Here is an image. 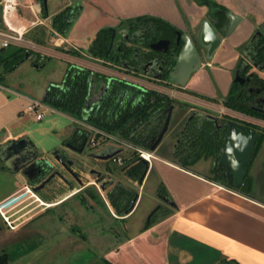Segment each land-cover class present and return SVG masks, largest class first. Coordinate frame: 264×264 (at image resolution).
<instances>
[{
	"label": "crops",
	"instance_id": "crops-1",
	"mask_svg": "<svg viewBox=\"0 0 264 264\" xmlns=\"http://www.w3.org/2000/svg\"><path fill=\"white\" fill-rule=\"evenodd\" d=\"M211 1L223 6L229 15H235L241 22L230 36L220 35L222 44L219 49L212 59L203 57L201 67L191 75L185 87L188 92L201 98L224 102L233 87L238 64L243 61V47L256 33L262 31L264 0ZM77 2H80L81 9L75 22L67 36L53 39V44L61 46L67 43L83 55H86L101 30L117 29L140 17L167 22L175 29L189 32L197 39L204 21L210 17L209 7L198 0H78L74 3L68 2L57 13L78 5ZM19 6L25 8V16L20 15ZM41 8L36 0H24L17 4L12 19L28 28L26 37L38 27L48 26L46 23L50 18L43 17ZM2 20L6 25L4 16ZM229 22L228 20L227 24ZM33 23L35 24L32 25ZM41 48L55 51L45 46ZM42 55L51 58L43 53ZM60 55L63 57L64 54ZM254 72L264 81V72L256 68ZM14 91L24 104L30 105L38 100L23 89ZM42 96L41 100L45 95ZM22 106L23 110L14 115L18 127L9 124L11 130H0V151L11 141L30 139L38 150V158L52 162L49 156L58 147L51 145V139L41 128L37 139L30 136V130H22L23 126L19 124L21 122L24 125L23 118L29 113L28 106ZM46 108L56 113L50 107ZM255 111L264 113L256 108ZM111 150L123 152L122 148ZM0 162V174L14 186L12 194L16 198L48 205L44 196L49 187L41 193L31 192L22 173L9 170L1 156ZM247 168L250 191L245 194L234 187H228L220 180L216 181L215 178L202 175L193 169L181 168L168 158L156 154L151 159L146 178L141 185L144 188L149 187L150 192L158 198V201H152L150 210L156 205L161 208L160 202L166 207L162 214L159 213L158 222L146 228L148 221L145 215L138 221H133L125 227L128 232L125 238L112 243L101 259H92L89 264H99L101 261L111 264H264V137ZM81 186L85 188L89 184ZM162 188L169 195L172 205L167 204L164 201L166 199L159 195ZM141 197L138 198L135 208L141 204ZM135 208L124 220L134 216ZM166 211L170 212L169 215L163 216ZM30 221L28 219L27 222ZM80 248H84L83 245Z\"/></svg>",
	"mask_w": 264,
	"mask_h": 264
},
{
	"label": "rangeland",
	"instance_id": "rangeland-1",
	"mask_svg": "<svg viewBox=\"0 0 264 264\" xmlns=\"http://www.w3.org/2000/svg\"><path fill=\"white\" fill-rule=\"evenodd\" d=\"M14 1L16 2V0ZM75 1L78 0H48V17L50 18L46 23L48 26H40L27 36L40 47L45 46L56 51L45 50L46 54L51 56L50 61L42 67L36 68L35 66L37 64L41 65V62H38V52H36L38 50H35L34 55L19 65L16 70L6 73L4 68H0V84L6 88V90L0 89V130L3 128L11 130L9 124L18 127L14 115L23 110L22 105L25 107L29 105V103L24 104L14 90L23 89L37 98L38 101H43L41 100L42 94V97H44L49 86L62 83L69 66H77L78 63L92 66L88 57H86L87 62H80L59 51V49L63 51L76 50L72 45L64 43L61 46H55L53 44V39L59 38L60 35L53 34L50 20L52 22V17L58 14L60 8H63L68 2L74 3ZM22 2L24 0H18V3ZM79 3L76 4L79 5ZM4 7L5 0H0V19L3 17ZM11 7L8 5V14L12 10ZM24 9L19 6L18 11L22 16L26 15ZM126 25L124 24L122 29ZM0 28L3 30L8 29L3 22L0 23ZM15 48L18 47L12 45L5 48L4 52ZM60 53L64 54L63 57ZM52 55L54 56L52 57ZM101 71H106L115 77H124L125 74H128L117 68H115V71L105 69H101ZM145 81L140 82L146 87H154L158 83L147 78ZM41 111L44 112L42 120L38 121L36 115L27 113L23 118L24 125L21 122L19 124L23 126L21 127L22 130H30V136L33 138L38 136V131L41 128L51 139V145L55 144L58 149L63 148L64 142L73 135L76 127L87 130L91 139L96 138V131L81 122L75 123L70 117L59 112H51L45 108ZM189 114L190 112L186 116ZM210 114L219 117L220 120L223 119L217 113ZM44 128H47V130ZM96 141L97 144L88 146L86 152L82 155L70 154V157L76 162L75 169L80 172L84 185L85 183L89 184L85 187L94 189L96 194L104 201V206L93 201L78 183L73 181V187L69 189L64 186L60 179H56L50 185L44 196L48 205L44 203L40 205L33 200L22 201L16 198L14 193L12 194L14 186L5 181L0 174V256L7 254L10 260L8 264H89L92 259L94 261L101 259L112 243L125 238L128 233L125 230L126 226L135 220L138 221L144 215L146 221H148L150 214L158 208L159 205H156L153 209H149L152 201H158L157 196L150 192L149 187L145 186L144 188L143 185L132 180L123 172L124 168L129 167L135 159L140 157L138 149H143L117 143L110 139L97 138ZM173 144L174 139L168 137L165 139L163 149L170 150ZM108 148L123 149V152L116 157L122 159L121 162H116L113 159L98 161L89 157L94 153H102ZM156 154L161 153H153L154 156ZM49 159L55 163L51 155ZM55 165L59 169V165L56 163ZM213 166L214 163L211 160H202L192 169L202 175L217 178L218 176L213 172ZM92 171L101 173V179L92 174ZM119 183L138 192L139 198L142 196L139 201L141 204L137 205L134 216L128 220H124L125 216L117 213L108 199V192L113 188L111 184ZM102 184L107 186L106 191L101 189ZM81 195L86 197L87 205L82 204ZM66 197H68L67 200L62 202ZM160 204L162 205L160 214H162L166 207L161 202ZM28 219H31V221L27 222ZM82 245L84 248H80ZM80 249L83 250L80 251ZM99 264H103L102 261Z\"/></svg>",
	"mask_w": 264,
	"mask_h": 264
},
{
	"label": "trees",
	"instance_id": "trees-1",
	"mask_svg": "<svg viewBox=\"0 0 264 264\" xmlns=\"http://www.w3.org/2000/svg\"><path fill=\"white\" fill-rule=\"evenodd\" d=\"M36 1L42 6L43 17L48 18V11L44 6L45 0ZM198 2L209 7L210 17L219 22L220 28L224 29L226 27L229 13L223 6L211 0H198ZM80 9L79 5H74L55 15L51 23L53 34L66 37ZM147 21L175 30V27L171 24L149 17H140L124 24ZM2 22L1 18L0 23L2 24ZM114 38L110 29L101 30L87 51V55L93 59L121 64L118 62H121L128 55L126 53L125 56L120 55L114 49L116 45ZM111 44H113L112 50H110ZM145 46L149 47L147 44ZM120 47L122 52L131 49L124 47L122 44H120ZM244 50V62H241V64L243 63L241 68L243 75L247 74L252 68L251 65L247 64V61L252 64L264 65V34L257 36L253 43L245 45ZM59 51L73 57H83L78 50L63 51L59 49ZM27 53H29V58L34 55V51L22 47L8 52L1 49L0 68H4L6 73L11 72L15 65L25 59ZM37 57L38 62H41V66L47 62L48 57L39 53ZM254 78L257 81L255 89H249L247 83H234L229 96L223 103L230 109L264 120V113L255 111V98L258 95L256 88L264 91V81L257 75ZM98 92L102 93L99 102L92 99L93 95ZM43 103L54 111L70 117L75 123L81 122L94 130L145 151H149L162 131L167 119V110L172 105L177 104V111L172 117L169 130L156 152H160L159 156L168 158L172 163L187 170H192V167L202 160H211L214 163L213 172L218 176L215 180H220L228 187L233 188L228 184L225 173L217 166L227 141L226 128L220 129L208 117L196 114L193 111L190 112L188 107L171 100L164 94L139 87L121 79L109 81L103 74H93L86 68L71 65L67 68L62 83L49 86ZM189 112L190 114L186 116ZM220 123L219 125L222 124ZM249 126L256 132L255 151H258L264 137V129ZM258 130H261V132ZM97 136L101 137L100 135ZM72 137L73 140L81 138L78 143L81 147L85 140L89 142L91 139L87 130L77 127ZM168 137L174 139V144L170 150H164L165 139ZM146 170L145 163L139 157L129 167L124 168L123 172L132 180L139 182ZM85 193L101 206L105 205L102 198L91 187L87 188ZM136 195H138V192L119 183L108 193V199L118 214L126 216L128 215L127 212H131L132 202ZM159 195L171 203L169 195L163 188L159 190ZM80 197L82 204L87 205L86 197L84 195ZM160 211H162V207L158 208L147 222L146 228H150L158 222ZM169 213L166 211L163 216H167ZM9 262L7 254L0 256V264H8ZM102 263L111 264L107 261Z\"/></svg>",
	"mask_w": 264,
	"mask_h": 264
},
{
	"label": "water",
	"instance_id": "water-1",
	"mask_svg": "<svg viewBox=\"0 0 264 264\" xmlns=\"http://www.w3.org/2000/svg\"><path fill=\"white\" fill-rule=\"evenodd\" d=\"M44 6L48 11V0L44 1ZM228 19L230 22L229 24L226 25L224 29L220 28L219 22L211 17H209L207 20L204 21L202 30L198 35V40L201 48L207 51V60L212 59L215 52L221 46L222 38L220 35L222 34L225 35L226 37L230 36L231 34L234 33L239 23L241 22V19L237 18L233 14H230L228 16ZM111 31L115 33V29H112ZM262 34H264V25L262 27V31L256 33L252 37L249 44L253 43L257 38V36H260ZM114 37L115 34H113V38ZM169 41H170V37L167 39H163L160 42V45L163 44L164 46H167L169 44ZM183 41H184V46L178 55L176 67L170 73V80L180 86L187 85L191 75L201 67L203 61V58L197 51V48L191 36L185 34L183 36ZM112 48H113V44H111L110 50H112ZM244 51L245 50H243V52ZM28 59H29V53L26 54V57L22 62L14 66L12 71L16 70L19 67V65H21ZM48 61H50L49 57L47 59V62ZM241 62L238 64V67L240 66ZM243 62H244V54H243ZM151 64H149V66ZM247 64L251 65L253 68H256L259 71L264 72V65L252 64L249 61H247ZM42 66L37 64L35 67L40 68ZM238 67L236 69V77L234 79V83L244 84L245 82H250L251 78L254 77L255 75L258 76L257 72L250 73L246 77L242 76L240 74ZM257 103L260 105L259 106L260 109L259 108L256 109H258L259 111H264V96L260 97ZM174 107L175 106L172 105L169 108L168 116L165 121L164 127L161 133L159 134L158 138L154 141L153 145H151L149 149L151 153H155L158 147L163 142L164 137L168 132L171 124ZM206 117L214 121L215 124L220 129L226 128L227 141L221 153L219 161L217 163L218 167L224 170L229 185L240 190L242 193L247 194L250 191V179L248 177L247 166L249 165L251 159L253 158L256 149L255 130L243 124L237 123L235 121H228L224 125H219V119L217 117L211 115H207ZM86 144L87 142L84 143V147L80 150V152L84 151ZM120 153L121 150H110L107 153H94L91 154L90 156L91 158L97 160L109 161L114 157H116L117 155H119ZM0 156L4 165L13 173H18L20 171H24L25 173H27L29 171H33V169L37 165L38 150L30 139H20L17 141H11L5 146H3L0 151ZM140 159L145 163L147 167L146 172L139 181V183L142 184L146 178L150 163L145 159L142 158ZM60 162L62 163L63 166L67 167V164L63 163L62 161ZM67 170L69 171V173L73 175V177L77 178V180L80 181V179L77 176V173L73 172V170H71L69 167L67 168ZM91 173L94 174L95 171H92ZM56 175L63 178L60 172L54 173L41 186L35 188L34 191L38 192L42 190L47 184H49L56 177ZM98 175L99 177L101 176L100 173H98ZM31 179L33 178L31 177ZM79 183L83 185L81 181ZM101 188L105 189V184H102ZM138 198H139V194L136 195L135 199L133 200L130 211H133V209L135 208ZM164 201L167 204L172 205V203H170L168 200H164ZM157 210L158 208L155 209L150 214L148 221L156 213ZM129 213L130 212H127V214Z\"/></svg>",
	"mask_w": 264,
	"mask_h": 264
},
{
	"label": "flooded vegetation",
	"instance_id": "flooded-vegetation-1",
	"mask_svg": "<svg viewBox=\"0 0 264 264\" xmlns=\"http://www.w3.org/2000/svg\"><path fill=\"white\" fill-rule=\"evenodd\" d=\"M229 20V19H228ZM115 38L114 40L116 41V45L114 49L118 51L120 55H128L126 58L122 59L121 64H114L113 62H108L104 61L108 66L107 68L113 69V68H118L121 70H124L130 74H133L134 76H140V77H145L149 79H155L159 81H169L170 80V73L175 69L178 55L181 51V49L184 46V41H183V36L185 34H188L191 36L197 51L201 55V57H207V51L203 50L200 46L199 40L189 32L181 31L178 29H170L166 26H161L158 23L154 22H141V23H133V24H127L124 29L122 27H118L115 29ZM151 35V37H150ZM118 36V37H116ZM170 37L169 44L167 46H164L163 44L160 45V42L163 39H167ZM251 41V40H250ZM250 41L247 43L249 44ZM149 43V44H148ZM120 44H122L124 47L131 48L130 51L128 50L127 52L123 51L122 48L120 47ZM148 45L149 47L145 46ZM246 44V45H247ZM156 48V49H155ZM161 49V50H159ZM166 49V50H165ZM244 50V47L242 49V52ZM126 53V54H125ZM244 54V52H243ZM152 63V64H151ZM149 64H151L149 66ZM243 64V63H242ZM242 64L240 67H238L240 74L242 76H248L250 73H253L254 68L252 67L250 71L243 75L241 73V68ZM83 68V67H82ZM90 70V69H88ZM114 70V69H113ZM91 71V70H90ZM93 74L95 73H100L105 75L109 81L112 79H115L113 77L108 76L107 74H104L99 71H91ZM167 76H169L167 78ZM236 77V75H235ZM249 85V89H255V85L257 81L255 80L254 77L251 78L250 82H245ZM256 92H258V95L255 98V108H259V104L257 103L258 99L262 96H264V91L259 90V88H256ZM101 92H98L96 95H93L92 99L98 102L100 101L101 97ZM207 100V99H206ZM209 100V99H208ZM180 104L184 105L185 107H188L190 112H194L196 114H200L203 116L211 115L208 114L204 111H200L198 109H195L191 107L187 103L179 102ZM177 104H174V110L172 113V117L175 115L177 111ZM260 109V108H259ZM169 110V109H168ZM168 110H167V116H168ZM212 116V115H211ZM172 121V119H171ZM228 121H233L228 118H224L222 120L219 119V123L221 125H224ZM238 123V122H237ZM249 128V124L241 123ZM161 133V132H160ZM167 134V133H166ZM73 135H71L70 138H68L63 145L62 149H55L52 153V158L55 161L57 165H59V169L56 168V165L50 162L47 159H39L37 158V165L33 169V171H29L25 173L24 171H20L22 175L25 177L28 187L30 188L31 192L33 193H41L45 191L50 185L56 180L60 179V181L63 182L64 186L69 189H72L73 187V181L81 185L79 182L81 181L83 183V180L80 177V172H78L77 169H75L76 162L72 157H70V154H80L82 155L84 152H86V149L88 146H91L88 142V140H85L87 142L84 151L80 152V150L84 147L79 146V141H81V138L79 137L77 140H73ZM166 136V135H165ZM165 138V137H164ZM111 150V148L106 149L102 153H107ZM91 158V156H89ZM94 159V158H92ZM67 164V167L63 166L62 163ZM96 160V159H94ZM218 166V164H217ZM70 168L73 170V172L77 173L78 178L80 181L77 180V178L73 177L71 173L67 170V168ZM219 168V167H218ZM221 169L223 172L224 170ZM60 172L63 176V178L59 177L56 175V177L49 183L47 184L42 190L35 192L34 189L41 186L52 174ZM19 173V172H18ZM99 172L95 171V175L97 176L98 179H101V176L99 177L98 175ZM31 177L33 179H31ZM71 179V180H69ZM84 185V183H83ZM113 188L117 184H111ZM109 185V186H111ZM83 187V186H82ZM87 187L83 188L86 190ZM112 188V189H113ZM102 189V188H101ZM111 189V190H112ZM104 191L107 190V186L105 185V189H102ZM110 190V191H111ZM109 191V192H110ZM108 192V193H109Z\"/></svg>",
	"mask_w": 264,
	"mask_h": 264
},
{
	"label": "built area",
	"instance_id": "built-area-1",
	"mask_svg": "<svg viewBox=\"0 0 264 264\" xmlns=\"http://www.w3.org/2000/svg\"><path fill=\"white\" fill-rule=\"evenodd\" d=\"M17 3H18V0H16V2L14 0H12L10 3H9V0H5V7H4L3 16H4V20L6 21V25H7L8 29L3 30L0 28V47H1V49L9 48L10 46L15 45L17 47H22V48H25V49L31 50V51L38 50L36 52H38L39 54L42 55V53H43V54L47 55L46 51L44 49H42L39 45H37V43H35L33 40L26 37V34L28 32V28L22 27L20 24H18V22L15 23L14 20L12 19L13 13L15 14V12H16ZM8 5H10V7L12 6L11 7L12 10L9 11V14H7L8 13V9H7ZM9 20H10V22H9ZM34 24L35 23H33L32 25H34ZM82 56L83 57H81V58L76 57V58H78L77 61L87 62L86 57H88L91 60L90 62L92 64V66H86L85 64L78 63L77 67H83L86 69H90L91 71H99V72L107 74L108 76L113 77L115 79H121V80L127 81L129 83H133L135 85H138L139 87H142V88H145L148 90L157 91L161 94L168 96L171 100H174L177 102L187 103L191 107H193L195 109H200V110H202L208 114L217 113V115L222 116L223 119L228 118V119L233 120L235 122H238L240 124L245 123V124H249V125L264 129V120L259 119L255 116H251V115L230 109V108L226 107L223 102H217V101H212V100H208V99L206 100L204 98L196 96V95L188 92L185 86H180L171 80L159 81V80L147 78L149 80H152V81H155L158 83L154 87H151V86L146 87V85H144L142 82H140V81H145V79H146L145 77L134 76L133 74H130L128 72H127L128 74H125L124 77L111 76L106 71H101V69L115 71V68H113L114 70L107 68L108 65L101 59H93V58L89 57L88 55H83V54H82ZM71 57H73V56H71ZM119 70H121V69H119ZM0 89H4V87L1 84H0ZM46 107H48V106L45 105L43 103V101L35 100L28 106L27 110L29 113L36 115L38 120H42L44 118V112L41 111V109L45 108L46 110L50 111V109H48ZM212 116H215V115H212ZM215 117H217V116H215ZM217 118L219 119V117H217ZM95 131H96V134L100 135L101 137H98L96 135V138L90 139L89 144L91 146H95L97 144V141H96L97 138H99V139L101 138L103 140L110 139V140H114L117 143L129 145L128 143L120 141L115 137H110L109 135L102 133L100 131H97V130H95ZM138 150L140 152V158L145 159L150 163L152 158L147 157V154L154 157L153 153H151L150 151H145V150H140V149H138ZM116 157H114L113 160L116 162L117 161L121 162L122 159H117Z\"/></svg>",
	"mask_w": 264,
	"mask_h": 264
},
{
	"label": "bare ground",
	"instance_id": "bare-ground-1",
	"mask_svg": "<svg viewBox=\"0 0 264 264\" xmlns=\"http://www.w3.org/2000/svg\"><path fill=\"white\" fill-rule=\"evenodd\" d=\"M9 1H11V0H9ZM7 9H8V7H7ZM147 157H150V158H152V156H151V155H148V154H147Z\"/></svg>",
	"mask_w": 264,
	"mask_h": 264
}]
</instances>
